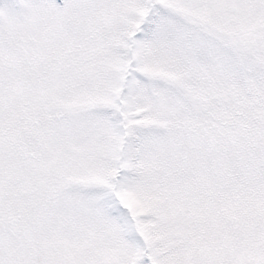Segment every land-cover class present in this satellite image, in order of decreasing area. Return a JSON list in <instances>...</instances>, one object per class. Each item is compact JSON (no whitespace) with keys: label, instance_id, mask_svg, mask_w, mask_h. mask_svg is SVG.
<instances>
[{"label":"snow or ice","instance_id":"snow-or-ice-1","mask_svg":"<svg viewBox=\"0 0 264 264\" xmlns=\"http://www.w3.org/2000/svg\"><path fill=\"white\" fill-rule=\"evenodd\" d=\"M0 264H264V0H0Z\"/></svg>","mask_w":264,"mask_h":264}]
</instances>
